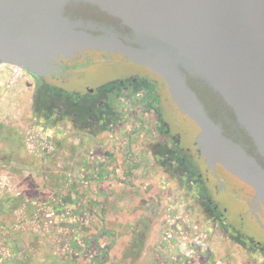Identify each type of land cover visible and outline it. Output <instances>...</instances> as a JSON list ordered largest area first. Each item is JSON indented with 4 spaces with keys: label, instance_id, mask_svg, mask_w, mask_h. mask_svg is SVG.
Instances as JSON below:
<instances>
[{
    "label": "rangeland",
    "instance_id": "374dc122",
    "mask_svg": "<svg viewBox=\"0 0 264 264\" xmlns=\"http://www.w3.org/2000/svg\"><path fill=\"white\" fill-rule=\"evenodd\" d=\"M38 94L28 71L0 67V264H264L177 194L149 152L105 148ZM178 120L192 142L196 125Z\"/></svg>",
    "mask_w": 264,
    "mask_h": 264
},
{
    "label": "water",
    "instance_id": "95a60500",
    "mask_svg": "<svg viewBox=\"0 0 264 264\" xmlns=\"http://www.w3.org/2000/svg\"><path fill=\"white\" fill-rule=\"evenodd\" d=\"M71 2L96 7L120 28L71 16ZM90 49L155 73L196 125L208 165L249 186L264 206V166L224 132L189 82L193 77L215 92L264 157V0H0V63L41 74L58 56Z\"/></svg>",
    "mask_w": 264,
    "mask_h": 264
},
{
    "label": "flooded vegetation",
    "instance_id": "af4514ba",
    "mask_svg": "<svg viewBox=\"0 0 264 264\" xmlns=\"http://www.w3.org/2000/svg\"><path fill=\"white\" fill-rule=\"evenodd\" d=\"M65 9L73 17L120 28L116 18L94 6L71 2ZM51 65L41 74L28 72L43 109L68 118L76 129H85L94 138L103 136L105 148L123 151L134 145L135 150L149 152L157 167L175 180L177 194L194 203L251 257L256 253L264 262V206L255 202L249 186L220 165H208L199 153L196 135L191 142V132L178 120L181 112L170 97L168 103L155 73L121 54L94 49L58 56ZM193 80L197 79L189 77L190 84ZM200 85L205 98L191 84L210 116L264 166V157L254 151L232 110L209 87Z\"/></svg>",
    "mask_w": 264,
    "mask_h": 264
},
{
    "label": "built area",
    "instance_id": "2783aa9c",
    "mask_svg": "<svg viewBox=\"0 0 264 264\" xmlns=\"http://www.w3.org/2000/svg\"><path fill=\"white\" fill-rule=\"evenodd\" d=\"M0 67H1V69H6L8 72H9V75L11 76V77H13V78H21V77H24L25 75H26V70L25 69H23L21 66H19V65H16V64H8V63H0ZM185 221H184V224H183V226H185V225H187L188 224V219L186 218V219H184ZM194 228H196V226L194 225ZM185 229H183V228H180L179 229V231H180V233H188V231H184ZM166 236L168 237V238H170L171 237V234H166ZM190 253V252H189Z\"/></svg>",
    "mask_w": 264,
    "mask_h": 264
}]
</instances>
